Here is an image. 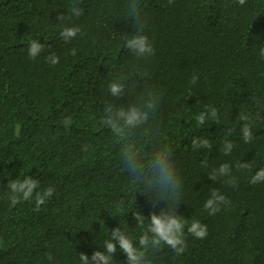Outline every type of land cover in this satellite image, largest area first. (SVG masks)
Wrapping results in <instances>:
<instances>
[{
    "label": "trees",
    "instance_id": "1",
    "mask_svg": "<svg viewBox=\"0 0 264 264\" xmlns=\"http://www.w3.org/2000/svg\"><path fill=\"white\" fill-rule=\"evenodd\" d=\"M74 5L81 16L71 15ZM125 5L0 0V264H80L79 253L103 251L111 229L120 225L134 238L146 230L130 211L148 216L151 205L121 167L118 141L102 118L113 100L127 106L149 87L161 94L158 141L172 146L183 181L178 214L208 226L202 240L186 231L182 256L162 248L157 264H264V182L250 183L264 169V59L256 48L264 46V0H142L155 55L140 62L124 47L135 31ZM72 26L84 34L65 42L59 33ZM33 39L45 49L35 59L28 56ZM51 53L55 66L46 59ZM137 64L146 76L133 71ZM121 79L128 95L112 98L108 85ZM206 106L218 110L217 122L200 125ZM240 115L252 118L251 143L242 139ZM194 137L213 147L193 149ZM226 139L235 145L230 155ZM224 163L230 175L208 179ZM26 175L39 180V190L55 189L39 212L34 200L12 207L7 199L8 182ZM213 188L231 204L211 216L204 203ZM115 260L125 264L126 256L118 251Z\"/></svg>",
    "mask_w": 264,
    "mask_h": 264
},
{
    "label": "clouds",
    "instance_id": "2",
    "mask_svg": "<svg viewBox=\"0 0 264 264\" xmlns=\"http://www.w3.org/2000/svg\"><path fill=\"white\" fill-rule=\"evenodd\" d=\"M173 2L174 0H169V4ZM236 3L243 6L246 0H236ZM125 10L126 19L132 20L135 31L126 36L124 47L132 53L137 62L147 61L155 55V48L145 34L147 17L142 11V0H126ZM70 13L79 17L83 14V9L74 5ZM57 19L62 20L64 17L61 15ZM83 34L79 26L64 27L59 33L65 42H70L77 35ZM256 48L259 57L264 59V46H256ZM44 50V44L33 39L28 47V56L35 59ZM71 55H76V49H72ZM46 59L53 66L59 63V57L55 53H51ZM133 71L147 75L140 71L139 64L134 66ZM197 79L198 77L193 75L190 82L194 84ZM127 87V81L114 80L108 85L109 95L119 99L128 95ZM160 102L161 94L155 88L149 87L144 88L134 102H129L127 106L117 107L113 100V103L103 108L102 122L118 141L120 165L129 175L130 182L140 186L152 210L148 216H145L134 206V210L130 212L135 226L144 228L147 225L146 230L138 238H134L120 225L111 229L110 237L104 240L103 251H94L91 257L86 253H79L80 264H113L118 251L126 256L125 264H157L158 253L164 247L171 249L176 257L185 253L188 247L186 231L196 239L202 240L208 236L206 224L198 220L188 224L186 219L178 214L183 196V181L172 146L167 142L158 141L160 130L156 116ZM260 103L261 101L257 100V104ZM217 118L218 110L206 106L205 111L198 114L196 121L203 125L209 119L217 122ZM239 119L245 121L241 127L242 139L245 143H251L254 139L251 128L252 118L249 115H240ZM63 123L67 128L72 124V118H65ZM191 145L193 149H203L207 152L213 147L210 140L197 137L191 140ZM234 146L231 140L226 139L223 145L224 154L230 155ZM89 147L90 145H85L83 151H88ZM202 164L206 167L207 160L202 161ZM249 167L248 163L237 164L238 169H249ZM230 173V165L224 163L218 169H214L208 175V179L217 181L222 176H229ZM231 182L235 184L234 179ZM258 182H264V169L258 170L250 180L252 184ZM8 189L7 199L10 201V206L14 207L24 201L34 200L35 212L41 210V206L53 196L55 191L52 187L39 190V180L31 175L10 180ZM230 204L231 201L225 195L213 188L204 203V209L209 215L214 216L221 211L222 206L227 207ZM47 258L51 260L52 256L49 255Z\"/></svg>",
    "mask_w": 264,
    "mask_h": 264
}]
</instances>
